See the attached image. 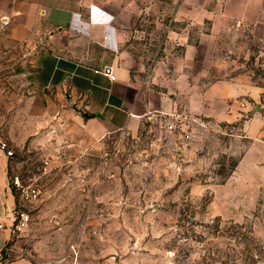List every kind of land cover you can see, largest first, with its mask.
I'll return each instance as SVG.
<instances>
[{
    "label": "rangeland",
    "instance_id": "374dc122",
    "mask_svg": "<svg viewBox=\"0 0 264 264\" xmlns=\"http://www.w3.org/2000/svg\"><path fill=\"white\" fill-rule=\"evenodd\" d=\"M116 1L125 7L115 11L126 32L120 61L132 81L149 83L166 51L182 52L177 33L183 27L165 11L145 8L150 0ZM189 28L196 37L197 27ZM3 32L0 138L13 150L11 184L31 216L12 250L1 254L3 262L264 264V94L246 104L239 120L204 118L186 142L151 110L136 133L113 131L82 153H62L61 144L47 137L50 127L35 128L39 123L22 112V81L9 67L21 60V48L7 57ZM244 64L264 87V58ZM142 85L126 90L129 98L136 101L139 92L143 104L163 94ZM255 117L262 129L252 137L244 123ZM248 150L249 163L240 165ZM17 177L39 189L36 200H22Z\"/></svg>",
    "mask_w": 264,
    "mask_h": 264
},
{
    "label": "crops",
    "instance_id": "0c3cea01",
    "mask_svg": "<svg viewBox=\"0 0 264 264\" xmlns=\"http://www.w3.org/2000/svg\"><path fill=\"white\" fill-rule=\"evenodd\" d=\"M124 8L116 0H0L6 56L14 58L21 48V60L9 67L22 81V112L39 123L35 128L50 127L47 137L61 144L62 153H82L113 131L136 133L151 110L168 120L187 114L203 124L204 118L234 122L247 103L262 99L264 87L244 61L264 58V0H150L145 8L165 11L183 28L176 32L182 52L166 51L151 68L149 83L132 81L120 61L126 32L115 11ZM142 84L163 94L155 92L143 104L139 92V100L129 98L126 90ZM244 128L253 137L262 121L255 117ZM249 151L240 165L249 163ZM9 162L0 150V220L6 225L0 246L7 244L0 256L26 228L17 232L12 226L20 201ZM21 262L0 258V264Z\"/></svg>",
    "mask_w": 264,
    "mask_h": 264
},
{
    "label": "built area",
    "instance_id": "2783aa9c",
    "mask_svg": "<svg viewBox=\"0 0 264 264\" xmlns=\"http://www.w3.org/2000/svg\"><path fill=\"white\" fill-rule=\"evenodd\" d=\"M241 22H239L240 24ZM105 72L109 75L110 79L115 80L116 75L108 72V68L105 69ZM195 125H204L202 121L197 120L196 118L187 115V114H178L173 115L172 118L169 119L168 127L170 131L175 134L179 135L183 142L189 141L194 137V126ZM0 150L3 151L7 156L13 155V150L10 148L9 144L0 138ZM47 163V162H46ZM14 184L20 187L22 200L27 201H34L39 196V189L32 185L24 186L20 183L19 178H15ZM31 216L30 214L20 207L17 209L14 221H13V228L15 231L19 232L23 228H25L28 223L30 222ZM6 227L5 223L0 220V231H2ZM7 244L0 246V251L5 249Z\"/></svg>",
    "mask_w": 264,
    "mask_h": 264
},
{
    "label": "trees",
    "instance_id": "16d2710c",
    "mask_svg": "<svg viewBox=\"0 0 264 264\" xmlns=\"http://www.w3.org/2000/svg\"><path fill=\"white\" fill-rule=\"evenodd\" d=\"M15 188V187H14Z\"/></svg>",
    "mask_w": 264,
    "mask_h": 264
}]
</instances>
